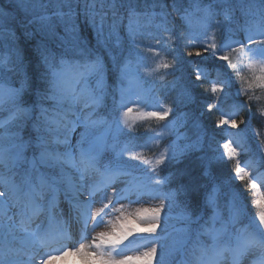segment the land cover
<instances>
[{
    "label": "snow or ice",
    "instance_id": "6c2138e0",
    "mask_svg": "<svg viewBox=\"0 0 264 264\" xmlns=\"http://www.w3.org/2000/svg\"><path fill=\"white\" fill-rule=\"evenodd\" d=\"M168 9V0L0 5V52L5 53L0 55V264H52L58 257L44 249L53 239V225L67 239L73 224L78 247L60 249L59 258L74 253L88 264H153L159 249L161 257L177 254V264H241L246 257L264 264V193L255 201L258 213L244 223L236 192L229 189L221 205L213 170L217 161L234 160L235 178L251 179L257 188L238 159L246 150L243 135L228 139L223 151L212 146L224 126L246 134L254 117L264 119V109L239 122L235 118L255 99L248 89H264V0H172V12L180 14L187 31L171 26ZM18 29L29 48L21 47ZM220 29L225 35L217 43ZM237 32L244 39H236ZM193 56L199 58L194 65L188 60ZM233 58L247 61L251 79L239 76L247 88L233 92V76L218 71L223 79L211 90L219 95L202 111L193 91L207 75L203 65L211 61L213 69L236 70ZM188 68L194 80L187 78ZM157 84L165 99L175 93L173 103L160 99ZM226 101H232V111L214 122L209 135L202 122ZM189 104L191 114L182 111ZM133 106L157 109L140 113L144 117H173L164 127L175 138L155 160L134 149L159 143L163 134L134 136ZM189 120L191 135L182 131ZM185 159L193 166L158 176V169ZM144 164L150 166L146 177ZM173 176L184 182L165 190ZM146 197L158 205L127 210ZM105 225L110 230L96 231ZM136 240L147 247L127 255Z\"/></svg>",
    "mask_w": 264,
    "mask_h": 264
},
{
    "label": "trees",
    "instance_id": "16d2710c",
    "mask_svg": "<svg viewBox=\"0 0 264 264\" xmlns=\"http://www.w3.org/2000/svg\"><path fill=\"white\" fill-rule=\"evenodd\" d=\"M207 2V0H205ZM11 3V0H0V5L7 6ZM171 3L172 0H168L169 5V12L172 13L171 16V26L175 28H179L181 30L187 31V27L184 24V22L181 20V16L178 13L172 12L171 9ZM185 7H187V4H185ZM20 18H23V14H20ZM195 18V17H194ZM196 19V18H195ZM218 20H223L222 16L217 17ZM126 24V21H125ZM196 29V28H195ZM194 29V30H195ZM121 35L123 36L125 34V28L121 26ZM86 32H90V30H86ZM241 39H244V33L237 32ZM17 36L19 37V43L22 48H29L30 42L25 39L23 36L22 30H17ZM95 34H91V39L93 43H95ZM192 49H185V55L187 51H191ZM100 54L105 55L104 50L101 48L99 49ZM5 53L0 52V55H3ZM161 58L171 61V56H167L164 53H161ZM199 58L193 56L188 57V60L193 62V65ZM234 64H237V69L232 70L230 68H220V69H213L210 67V64L212 63L209 61L208 64L203 65V67L206 69L207 75L202 77L201 80L198 82L199 87L196 88L193 91V96L195 97L197 103L201 106L202 111H206L204 108V105L209 103H215L214 97L216 95H219L218 93L212 92V86L215 83H218L219 80L223 79L222 76H218L217 72H228L230 73L234 78L233 83V92L237 88H247V82H242L239 79V76H245L248 77V79H251V71L248 70L244 65L247 63V61H237L235 58H233L232 61ZM151 64L152 62L149 61ZM163 70H161L162 74ZM186 76L188 79L194 80L195 76L191 74V68L186 69ZM168 80L174 79V77L169 76L167 78ZM111 83V81H109ZM249 94L253 95L255 99L252 102H248L245 96L239 97L240 101H244L246 103H249V108L241 111L238 116L235 118L239 122L240 119H247L248 112H254L258 113V110L264 109V89L253 87L251 89H248ZM157 94L160 96V99L164 101L165 104H171L173 103V93L171 96L167 99H165V93L162 91L159 87V84H157ZM232 101H226L224 105L217 109L213 108L212 112L207 114L203 123V126L209 130V135H212L211 129L213 128L214 122L219 121L220 116L224 114H228L232 111ZM152 111L149 107H141L139 109L134 108L133 113L130 114L129 120L133 122L134 128L132 130V134L136 137L144 138L145 136H152L157 133H162V138L159 139V143H151V146L148 148H143L140 146H137L134 150L137 152H142L143 158L147 160H155L159 157L160 153L167 148L174 140V135L172 133L167 132L165 129V125L173 119V117L170 115L167 120L160 121L155 118L150 117H144L140 113ZM183 112L191 114L194 111V105L189 104L185 106L182 109ZM226 131L223 133H219L215 136V141L212 142V146L214 148H219L220 151H223L222 145L225 143L228 139H234L236 135H243V142L246 146V150L240 151V156L238 157L241 167H243L246 171H248L252 177L255 178V183L257 184V188L253 189L251 187V183L253 182L251 179L246 181H239L235 178V161L230 160L227 158H224L223 160L217 161L213 164V170L214 174L218 177V183L221 184V196H220V203L223 205L227 200V195L229 189L236 192L239 195L241 203L244 205L245 212H246V218L244 220V223H247V219L250 218L253 214L258 213L259 208L255 206V201L260 199V194L264 193V119H259L257 117H254L248 127L246 134H241L239 132V129H231L228 128V126H224ZM243 127V126H241ZM182 131H186L189 135H191V121L189 120L188 126L185 129H182ZM229 133L233 135H229ZM140 143H143V139L140 141ZM205 148L207 149V142L205 145ZM193 166L192 161L189 159H185L183 163L177 164V165H169L164 168V170H157L159 177H164L168 175L169 173H176L177 169H183L185 167ZM142 171L144 173V176H148L150 174L149 169L150 166L147 164H144L141 166ZM184 179L179 176H173L171 179L169 185L165 187V190L168 188H175L179 183H183ZM225 216L227 215L225 211ZM147 235V234H145ZM142 241L136 240L135 243H139L138 246H140ZM134 244V243H132ZM179 259V256L175 253L171 255H167L164 257H161L160 250L158 249L156 261L153 262V264H157V261L160 262V264H177V261ZM133 264H144L143 261H134Z\"/></svg>",
    "mask_w": 264,
    "mask_h": 264
},
{
    "label": "rangeland",
    "instance_id": "374dc122",
    "mask_svg": "<svg viewBox=\"0 0 264 264\" xmlns=\"http://www.w3.org/2000/svg\"><path fill=\"white\" fill-rule=\"evenodd\" d=\"M197 27V21L194 18L193 19V29H195ZM224 30L220 29L217 31V43H220V41L222 39H224ZM236 39H241L239 34L236 33L235 36ZM242 40V39H241ZM236 59V58H235ZM237 60V59H236ZM238 61V60H237ZM175 97V93H173V98ZM173 102V101H172ZM133 108H136L135 106H133ZM151 110H157L154 108H151ZM130 118V117H129ZM79 131V130H78ZM146 202L143 204H138V205H132L130 209L127 210H134L136 207H151V206H156L158 205L159 201H154V200H148L147 197L145 198ZM98 206V205H97ZM62 208H65L66 205L65 204H61ZM53 229H54V233H53V241L50 240L49 242V248H45L44 251L45 252H50L52 255L57 256L58 258L52 261V264H88L87 261H85L84 259H82L79 255L77 254H69L67 256H64L63 258H59L61 256V251H59L60 249H66V248H75L78 247V241H79V229L77 226H72L71 230L72 234L69 233V240H58L61 239V237L59 236V234L55 231L56 229V225H53ZM110 230V225H105L103 227L97 228L96 231H108ZM76 232V233H73ZM63 239V238H62ZM52 241V242H51ZM126 244L128 242H125ZM130 244H128L129 246ZM145 247H147V244L144 245L141 249L136 250V248L134 247H130L129 249H126V254L130 255V256H135L137 254V252L143 251L142 249H144ZM55 250V251H53ZM253 257H246L241 261V264H251ZM222 264H230V261L226 260L224 262H222Z\"/></svg>",
    "mask_w": 264,
    "mask_h": 264
}]
</instances>
